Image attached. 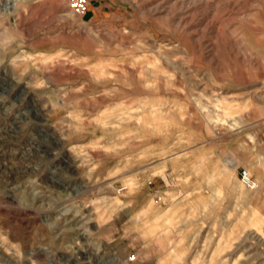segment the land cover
Returning <instances> with one entry per match:
<instances>
[{"label":"rangeland","instance_id":"rangeland-1","mask_svg":"<svg viewBox=\"0 0 264 264\" xmlns=\"http://www.w3.org/2000/svg\"><path fill=\"white\" fill-rule=\"evenodd\" d=\"M67 1L0 0V264H264V0Z\"/></svg>","mask_w":264,"mask_h":264},{"label":"built area","instance_id":"built-area-1","mask_svg":"<svg viewBox=\"0 0 264 264\" xmlns=\"http://www.w3.org/2000/svg\"><path fill=\"white\" fill-rule=\"evenodd\" d=\"M70 12L75 15L82 17L84 16L89 10V0H68L67 1ZM241 179L243 184L248 189H255L257 188V182L249 175L248 171L244 170L240 173Z\"/></svg>","mask_w":264,"mask_h":264},{"label":"crops","instance_id":"crops-1","mask_svg":"<svg viewBox=\"0 0 264 264\" xmlns=\"http://www.w3.org/2000/svg\"><path fill=\"white\" fill-rule=\"evenodd\" d=\"M99 0H89L90 6H89V10L94 6L95 3H97ZM88 10V11H89Z\"/></svg>","mask_w":264,"mask_h":264},{"label":"bare ground","instance_id":"bare-ground-1","mask_svg":"<svg viewBox=\"0 0 264 264\" xmlns=\"http://www.w3.org/2000/svg\"><path fill=\"white\" fill-rule=\"evenodd\" d=\"M13 1H16V0H13ZM11 8V7H10ZM9 7H7V9H10ZM258 186V185H257Z\"/></svg>","mask_w":264,"mask_h":264}]
</instances>
